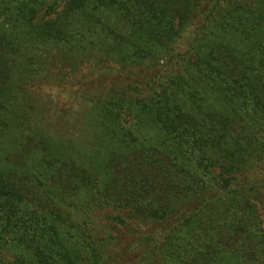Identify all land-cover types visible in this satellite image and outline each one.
<instances>
[{
    "label": "trees",
    "instance_id": "1",
    "mask_svg": "<svg viewBox=\"0 0 264 264\" xmlns=\"http://www.w3.org/2000/svg\"><path fill=\"white\" fill-rule=\"evenodd\" d=\"M0 264H264V0H0Z\"/></svg>",
    "mask_w": 264,
    "mask_h": 264
}]
</instances>
